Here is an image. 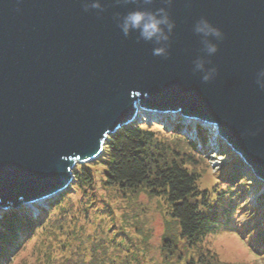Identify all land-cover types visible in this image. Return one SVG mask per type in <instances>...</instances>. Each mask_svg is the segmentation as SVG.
<instances>
[{"label": "water", "instance_id": "water-1", "mask_svg": "<svg viewBox=\"0 0 264 264\" xmlns=\"http://www.w3.org/2000/svg\"><path fill=\"white\" fill-rule=\"evenodd\" d=\"M85 2L0 0V206L71 189L76 162L97 159L107 136L145 116L215 129L214 148L227 142L264 184V0H172L166 58L117 27L139 0H101L102 12ZM200 19L222 33L205 57L216 69L208 82L193 72Z\"/></svg>", "mask_w": 264, "mask_h": 264}, {"label": "rangeland", "instance_id": "rangeland-1", "mask_svg": "<svg viewBox=\"0 0 264 264\" xmlns=\"http://www.w3.org/2000/svg\"><path fill=\"white\" fill-rule=\"evenodd\" d=\"M138 121L153 122L160 132L163 128L171 129L147 116ZM205 128L207 141L203 146L195 137L189 121L179 131L187 140L196 143L194 154L201 157L200 164L195 167L200 176V188L208 189L213 198L219 197H215L214 192L218 188L230 187L232 191L244 189L247 193L241 206L250 200L252 206L263 207L264 184L249 166L235 156L227 142L214 148L215 129ZM77 165L80 164L76 162ZM91 168L95 182L91 189H84L82 193L68 189L49 199L47 204L45 200L40 204L14 208L27 210L32 219L38 215L37 207L47 209V213L39 228L0 264H85L84 261H90L89 257L79 256L84 253L97 255V259L102 260L100 264H106L107 258L115 260L117 264L127 254L131 256L129 264H189L196 258L198 249L188 248L180 239L178 226L170 217L169 207L163 198L149 196L142 190L122 193L108 188L103 183L102 171L105 167L96 164ZM230 172L236 177L239 173L243 177L249 174V177L242 179V183L230 186L223 181ZM62 194L65 195L63 201L57 200ZM237 195L239 192L233 194L232 199ZM50 202L54 205L51 206ZM9 208L0 206V212ZM233 218V223L240 222L239 215ZM230 228L231 224L220 227L203 241L200 250L214 252L219 260L227 264H263L250 252L244 238ZM239 231H244L243 226Z\"/></svg>", "mask_w": 264, "mask_h": 264}, {"label": "trees", "instance_id": "trees-1", "mask_svg": "<svg viewBox=\"0 0 264 264\" xmlns=\"http://www.w3.org/2000/svg\"><path fill=\"white\" fill-rule=\"evenodd\" d=\"M166 117L170 119L171 116ZM181 128L179 122H172L171 129L163 128L160 132L153 122H135L115 131L107 136L102 153L95 161L74 167L71 189L81 193L84 189H91L95 184L91 167L101 164L105 167L102 171L103 183L108 188L122 193L142 190L149 196L163 198L169 207L170 217L178 226L180 239L188 248L198 249L196 258L189 264H227L219 260L214 252L205 249L203 253L200 248L208 236L230 224V230L244 238L250 252L264 264V206L254 207L250 200L241 206L244 194L247 193L244 189L232 191L230 187L218 188L214 190L215 197L219 196L216 198L212 197L208 189H201L200 176L195 170L201 157L194 154L196 143L180 134ZM206 133L204 126L195 125V137L202 146L207 141ZM245 177H249V174H245ZM245 177L240 173L236 177L230 172L223 181L232 186L242 183ZM238 192L239 195L232 199V195ZM64 194L57 200L61 201ZM52 203L49 204L52 206ZM37 210L38 215L34 219L27 210L21 208L0 212L1 262L15 253L21 243L39 228L47 209L37 207ZM234 215H239L240 222H232ZM241 226L243 232L239 231ZM84 254L79 256L89 257L90 261H84L85 264L102 262L95 254ZM127 256L117 264H129L131 256ZM105 261L106 264H116L110 258Z\"/></svg>", "mask_w": 264, "mask_h": 264}, {"label": "clouds", "instance_id": "clouds-1", "mask_svg": "<svg viewBox=\"0 0 264 264\" xmlns=\"http://www.w3.org/2000/svg\"><path fill=\"white\" fill-rule=\"evenodd\" d=\"M133 3L136 0H132ZM155 0H139L141 7L128 11L123 16L117 14L115 20L117 27L121 33L127 37L135 33L139 41L151 43L153 45L152 54L159 57H167L169 42L175 27L174 22L170 18L167 5L172 3V0H161L164 7L151 9ZM85 11L91 9L104 11L101 0H91L86 2ZM193 32L201 37L202 51L204 56L197 57L193 61V72L201 73V79L204 82L210 81L215 73L214 67H206L208 61L205 57H210L217 52V45L213 40L222 39L220 30L211 25L206 19H200L193 25ZM257 84L264 88V69L257 73Z\"/></svg>", "mask_w": 264, "mask_h": 264}, {"label": "bare ground", "instance_id": "bare-ground-1", "mask_svg": "<svg viewBox=\"0 0 264 264\" xmlns=\"http://www.w3.org/2000/svg\"><path fill=\"white\" fill-rule=\"evenodd\" d=\"M48 200H49V199H46V201H45L46 204H47Z\"/></svg>", "mask_w": 264, "mask_h": 264}]
</instances>
